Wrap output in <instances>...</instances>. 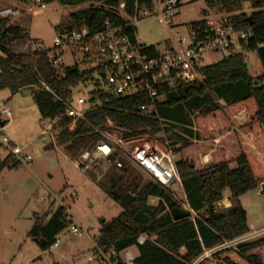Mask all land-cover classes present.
Returning <instances> with one entry per match:
<instances>
[{"label": "trees", "instance_id": "16d2710c", "mask_svg": "<svg viewBox=\"0 0 264 264\" xmlns=\"http://www.w3.org/2000/svg\"><path fill=\"white\" fill-rule=\"evenodd\" d=\"M44 1L46 4L57 1L62 6L91 4L87 10L70 13L55 27L57 31L69 32L83 26L96 32L107 24L122 25L126 20L117 10L121 3L126 4L129 16L135 13L136 4L144 7L152 3V0ZM196 1H204L209 9L229 15L237 29L251 30L247 51L256 53L263 69L257 78L250 75L242 54L204 65L200 80L166 90L165 98L156 103L158 118L138 113L143 105L151 103L145 95L116 98L98 89L93 100L98 99L102 107L88 112L86 121H78L72 130L67 128L71 119H63L60 127L65 128L56 137V145L78 155L98 141L94 127L104 128L107 119H111L126 135L165 132L170 146L179 154L177 168L186 199L197 213L194 218L173 220L170 209L177 202L134 168H113L99 182L90 173L93 181L117 202L123 190L134 195L116 218L100 225L96 238L97 244L106 250L120 252L135 247L134 264H194L207 250L247 234L248 216L239 197L259 189L264 182V0ZM245 4L252 8L250 15L244 12ZM208 14L205 8L201 19L188 23L189 29L205 30ZM129 32L136 40V28H130ZM26 38H29L26 29L12 24L9 17H0V91L15 94L28 86L36 87L35 103L43 118L51 119L63 111V105L41 87L39 79L58 96L68 99L81 82L92 79L95 71H81L77 64L56 66L50 57L52 49L39 47L23 53L12 52V42ZM151 50L155 51L154 46ZM219 100L225 105L221 106ZM239 114L245 116L244 121L238 120ZM54 145L50 142L46 148L54 149ZM208 152L212 159L205 163L204 155ZM11 159L14 158L8 156L0 163V170L18 165L15 159L16 163L10 164ZM227 189L232 205L219 210L218 204L224 200ZM150 196L159 197V203L150 205ZM48 216L49 213L35 215L28 234L43 250L53 246L72 224L64 206ZM141 235L147 236L143 244L138 243ZM261 245L264 237L239 243L238 251L243 254ZM228 251L226 248L214 251L211 258L205 257L196 264H236L227 256ZM250 262L264 264L256 254L251 255Z\"/></svg>", "mask_w": 264, "mask_h": 264}, {"label": "built area", "instance_id": "2783aa9c", "mask_svg": "<svg viewBox=\"0 0 264 264\" xmlns=\"http://www.w3.org/2000/svg\"><path fill=\"white\" fill-rule=\"evenodd\" d=\"M29 11L43 10L46 7L44 0H20ZM187 0H152L151 5L135 6V13L129 16L126 12V4H120L118 13L125 17L122 25L107 24L102 29L94 32L87 26L72 32L66 30L57 31L55 46L50 54L56 66L63 65V55L66 51L83 54L84 62L89 65L86 70H94L95 73L89 81L94 89L88 96L74 94L68 99L58 96L46 82L39 79L43 89L51 93L56 102L63 105V111L54 118L48 119L40 136L46 137L56 145L57 135L65 128L60 127L63 119H71L67 125L69 130L74 129L78 121H86V114L102 107V103L96 99L95 91L103 90L116 98H128L145 95L150 104L141 107L139 114L147 117L158 118L156 103L163 100L166 90L175 89L183 84L195 82L202 78L201 68L204 66L205 56L208 53L216 54L223 59L232 54H248L247 45L251 36V30L237 29L229 15H221L217 18H207V28L203 31L189 29L188 35L181 33L175 39H169L159 49L154 45L142 44L134 40L129 29L135 27V23L143 17L156 15L159 21L168 27L175 26V20L181 7ZM21 13L18 8H4L0 10L1 17L17 16ZM33 42L30 41V44ZM154 46L155 51L151 48ZM75 65V64H74ZM1 71V69H0ZM95 75L98 78L95 80ZM81 82L78 86H82ZM77 86V87H78ZM14 110L6 103L0 106V151L13 157L18 164L28 165L32 162V156L26 151L30 144L19 146L6 134L7 126L12 122ZM4 122V124H2ZM99 135L98 141L93 147L83 149L76 158V165L85 172L95 175L99 181L111 169H136L146 180L152 181L166 190L177 202V205L191 212L192 218L196 212L191 208L186 195L180 198L175 193V186L180 185L183 190L181 176L177 168L179 154L170 146L165 132L157 135L149 133L139 135H126L123 128L116 125L111 119H107L105 127H94ZM212 159L211 152L204 155V162ZM107 166L105 172L96 174L99 165ZM58 198L59 195H53ZM72 197H76L73 192ZM160 201L157 196H150L148 203L153 205ZM219 205V204H218ZM67 218L71 219V232L74 235L83 236L88 230L79 224H74L73 217L67 209ZM192 213L195 214L192 216ZM251 235L263 232H251ZM248 236L245 234L235 240L225 241L224 244L207 250L205 256L223 249L234 248L238 251V244L243 243ZM146 235H141L138 243L143 244ZM94 247L88 257L91 262L97 264H134L137 252L129 247L120 252L106 250L93 239ZM53 246H58V240ZM136 249V248H135ZM204 256V258H205ZM197 263V262H196ZM194 263V264H196Z\"/></svg>", "mask_w": 264, "mask_h": 264}, {"label": "rangeland", "instance_id": "374dc122", "mask_svg": "<svg viewBox=\"0 0 264 264\" xmlns=\"http://www.w3.org/2000/svg\"><path fill=\"white\" fill-rule=\"evenodd\" d=\"M6 6L21 10L19 15L9 19L12 24L26 29L29 33V38L15 39L11 44L12 52L23 53L39 47L53 49L58 35L55 27L70 13L87 10L91 4L62 6L55 1L47 4L43 10L29 11L20 0H0V10ZM205 7L204 1L187 0L181 7L173 28L161 23L156 15L143 17L135 23L137 40L162 49L169 39H175L179 33L187 36L188 23L201 19L202 8ZM206 9L209 11V18L225 15L215 9ZM244 12L251 14L252 8L249 4H245ZM30 41L33 43L30 44ZM219 60L216 54L208 53L204 64ZM245 60L250 75L257 78L263 69L256 53L248 52ZM74 64H77L81 71L89 68L84 62L83 54L66 51L63 55V67H72ZM97 78L95 75V80ZM93 89V83L85 81L73 91L75 95L80 93L88 96ZM218 102L221 106L225 105L223 100ZM4 103L15 112L12 122L5 130L6 134L19 146L30 144L26 152L33 160L28 165L18 164L16 167H5L0 171V264H97L89 261L88 257L93 252V239L99 236L102 224L100 220L104 219V223L110 221L123 210L120 202L95 183L101 176L99 173L108 169L107 166L103 163L99 165V169L95 170L96 174H99L98 180L95 179L94 182L89 172L76 165L77 155L67 153L61 145H54V149L46 148L50 141L40 134L48 118H43L32 91L22 89L15 94L9 90L0 91V106ZM237 118L240 122L245 119L243 114H239ZM246 143L251 145L248 139ZM252 149L257 152L254 145ZM5 155L4 151H0V162L4 160ZM11 163L16 161L11 159ZM260 186L259 189L248 191L239 197V203L247 212L251 232H263L251 235L249 231L243 243L264 237V194L260 192ZM73 192L76 194L75 198L71 196ZM175 193L180 198L184 196L180 185L175 186ZM53 195L59 197L55 198ZM224 195H230V191L227 189ZM223 202L224 200L219 203V210L228 207ZM158 203L159 201H156L153 205ZM59 206L69 209L74 224L87 229L88 234L74 235L69 227L58 236V246L43 250L28 235L34 224V217L49 213L50 218ZM49 210L52 212H48ZM194 215L192 213V216ZM227 249V256L236 264H252V254H256L264 263V245L243 254L234 248ZM133 250L136 253V249Z\"/></svg>", "mask_w": 264, "mask_h": 264}, {"label": "water", "instance_id": "95a60500", "mask_svg": "<svg viewBox=\"0 0 264 264\" xmlns=\"http://www.w3.org/2000/svg\"><path fill=\"white\" fill-rule=\"evenodd\" d=\"M251 18V17H249ZM145 44V43H142ZM26 90H30L32 92H34L36 90V87L33 86H28L25 88ZM4 124V122L2 123ZM260 192L262 194H264V182L261 184L260 186ZM134 198V195L130 192H127L126 190H123V195L120 199V204L121 206L124 208L126 207ZM171 215L173 217V220L178 221L184 218H188L191 216V212L189 210L184 209L183 207L179 206V205H175L174 207H172L170 209ZM104 219L100 220V223H104Z\"/></svg>", "mask_w": 264, "mask_h": 264}, {"label": "crops", "instance_id": "0c3cea01", "mask_svg": "<svg viewBox=\"0 0 264 264\" xmlns=\"http://www.w3.org/2000/svg\"><path fill=\"white\" fill-rule=\"evenodd\" d=\"M207 7V6H206ZM205 7V8H206ZM6 8H10L9 6H6ZM205 8H202V10H204ZM207 18H209L208 16H207ZM245 117V116H244ZM8 156L7 155H5V158L4 159H6ZM3 161V160H2ZM1 161V162H2ZM0 162V163H1ZM1 171V170H0ZM183 192H184V190H183ZM184 195H185V192H184ZM223 203H226L227 204V206L228 207H230L231 205H232V202H231V200H230V195H226L225 196V198H224V202ZM249 223V222H248ZM250 226V225H249ZM250 233H251V227H250ZM204 256H205V253H204V255L197 261V262H199V261H201L203 258H204ZM206 257V256H205Z\"/></svg>", "mask_w": 264, "mask_h": 264}]
</instances>
